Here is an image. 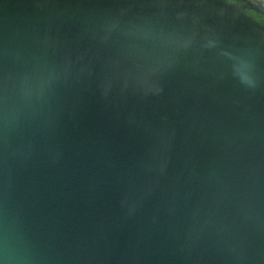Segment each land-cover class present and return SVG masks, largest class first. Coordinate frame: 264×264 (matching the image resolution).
Instances as JSON below:
<instances>
[{"label": "water", "instance_id": "1", "mask_svg": "<svg viewBox=\"0 0 264 264\" xmlns=\"http://www.w3.org/2000/svg\"><path fill=\"white\" fill-rule=\"evenodd\" d=\"M0 264H264V0H0Z\"/></svg>", "mask_w": 264, "mask_h": 264}]
</instances>
